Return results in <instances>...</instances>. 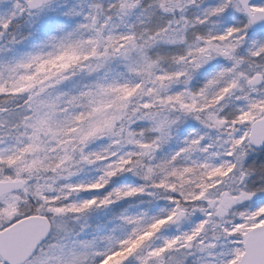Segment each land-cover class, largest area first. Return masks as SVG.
Listing matches in <instances>:
<instances>
[{"label":"snow or ice","instance_id":"1","mask_svg":"<svg viewBox=\"0 0 264 264\" xmlns=\"http://www.w3.org/2000/svg\"><path fill=\"white\" fill-rule=\"evenodd\" d=\"M0 264H264V0H0Z\"/></svg>","mask_w":264,"mask_h":264}]
</instances>
